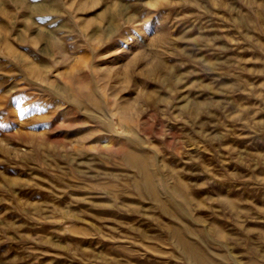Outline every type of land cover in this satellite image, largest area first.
<instances>
[{
  "label": "rangeland",
  "instance_id": "1",
  "mask_svg": "<svg viewBox=\"0 0 264 264\" xmlns=\"http://www.w3.org/2000/svg\"><path fill=\"white\" fill-rule=\"evenodd\" d=\"M174 229L264 264V0H0V264H195Z\"/></svg>",
  "mask_w": 264,
  "mask_h": 264
},
{
  "label": "bare ground",
  "instance_id": "2",
  "mask_svg": "<svg viewBox=\"0 0 264 264\" xmlns=\"http://www.w3.org/2000/svg\"><path fill=\"white\" fill-rule=\"evenodd\" d=\"M172 232L178 238L180 244L182 245L183 251L191 257L192 261L195 264H217L214 261H210L209 259L204 257L203 251L197 245L183 239V237L181 236V232L178 229H174Z\"/></svg>",
  "mask_w": 264,
  "mask_h": 264
},
{
  "label": "snow or ice",
  "instance_id": "3",
  "mask_svg": "<svg viewBox=\"0 0 264 264\" xmlns=\"http://www.w3.org/2000/svg\"><path fill=\"white\" fill-rule=\"evenodd\" d=\"M21 115H23V113H21Z\"/></svg>",
  "mask_w": 264,
  "mask_h": 264
}]
</instances>
